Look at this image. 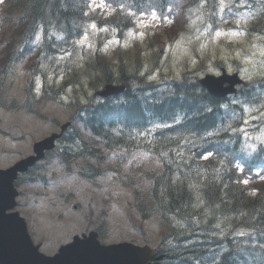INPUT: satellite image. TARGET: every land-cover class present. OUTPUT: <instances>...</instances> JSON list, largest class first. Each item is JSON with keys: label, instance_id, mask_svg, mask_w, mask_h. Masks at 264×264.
<instances>
[{"label": "rangeland", "instance_id": "obj_1", "mask_svg": "<svg viewBox=\"0 0 264 264\" xmlns=\"http://www.w3.org/2000/svg\"><path fill=\"white\" fill-rule=\"evenodd\" d=\"M233 2L235 0H216V7L213 8V4L209 0H199L198 5L191 10L188 30L174 42L170 41L161 27L158 32L164 36L167 43V56L164 58L163 66L159 70H154L149 80L154 83L160 82L166 74L178 77L182 74L186 63L189 64V67L196 68V72L201 74L206 70L215 69L221 60L229 68L239 69L247 79H252L251 82L264 77V33L251 34L248 30V26L251 24V9L243 10L233 19L237 24L236 28L228 27V22L231 19L229 15L224 16L223 9L229 8ZM236 3L241 7L249 5L247 0H239ZM100 4L101 0H95L92 7L96 8ZM166 23H161V25ZM138 24L139 31L129 32L123 47L128 49L138 43V47L141 49L135 52H139L144 59L142 72L146 73L152 68L148 59L147 47L149 40L155 37V30L158 29L156 26L160 24V20L155 16H142L139 18ZM98 33L99 30L91 25L83 42L91 46ZM117 44L118 40L115 35L111 34L105 47L109 52ZM202 60L207 65L206 68L202 67ZM16 70L15 76L8 80V94L9 98L16 101L15 103H21L25 98L27 73L25 65L17 67ZM68 94H73L72 87L68 89ZM66 102L70 101L66 100ZM40 109L42 115L49 119H33L22 111L5 112L0 109V128L4 130L8 128L13 133L11 139L0 135L1 168L9 167L28 155L32 152V145L35 141L54 131L55 125L49 120L55 119L62 124L67 122L71 116V109L58 104L53 105L47 101L40 103ZM260 114L261 108H245L244 129L246 136L254 143V146L260 141H264V128L252 132L258 127L257 122L260 120ZM78 128L82 130L79 126ZM123 154L121 151L114 155L110 154V158L104 163V166L113 168V171L106 177L98 179L96 185L99 186L97 187L94 183H88L77 175V172L83 167L80 164L75 165L72 176L64 180L63 167H58L60 160L57 157L54 162L52 160V165L49 166L50 175L54 180L52 186H42L38 183L28 184L24 181L19 183L18 188L22 192L21 210L30 219L34 218V225L37 229L36 241L42 246L44 244L48 246L43 248L46 253H51L59 244L70 241L72 235L84 232L90 227V220L95 221L96 217L102 216V212H105L103 209H107L109 212L108 218L111 225L108 239H103L106 243L124 238L143 239L150 243L159 242L161 233L166 232V229L161 227L157 217L145 223L142 222L135 207L133 191L124 184V180L130 177L132 182L144 181L145 178H140L139 175L155 166L159 168L160 164L145 154L128 158L122 157ZM33 200L38 201V206L34 204ZM72 205H78L77 211ZM65 211L68 214L67 212L65 214ZM87 214L91 219L89 218V221L85 222ZM130 219H133L136 224H143L142 231H136ZM106 226L108 228L109 224L106 223ZM228 230L232 236H240L244 239L243 242L250 244L249 235L237 232L226 219H222L213 226V231L221 235L228 234ZM238 241L242 240L236 242ZM196 242L198 243V238ZM244 254L246 260L243 264H264L259 252L245 250Z\"/></svg>", "mask_w": 264, "mask_h": 264}, {"label": "trees", "instance_id": "obj_2", "mask_svg": "<svg viewBox=\"0 0 264 264\" xmlns=\"http://www.w3.org/2000/svg\"><path fill=\"white\" fill-rule=\"evenodd\" d=\"M86 2L88 0H33L32 4H25V8H30V15L21 24L29 33H34L39 26L44 25L47 29L54 26L67 28L73 34L85 16ZM71 28L75 29L72 31ZM139 94L129 92L122 99L98 104L89 124L97 134L108 139L110 133L101 132L98 128L145 129L165 124L166 120H176L175 127L178 130L192 131L194 136L204 138L229 127L219 100L201 87L180 88L178 95L187 102L167 100L159 104ZM227 136L229 130L228 135L215 136L213 146L220 150L206 162L204 182L199 183V187L204 189L202 210H197L199 204L195 200V192L185 178L176 179L166 170L168 175L159 178L156 183L152 200L164 219L168 218L167 212H171L174 218L190 225L189 230L181 235L182 248L173 255L174 264H241V259L236 255L239 243L235 239L228 235L216 242L217 239L208 237L210 232L207 225L220 216H228L237 226L250 229L264 240V182L249 175L246 177L235 167V161L238 160L251 169L257 165L259 154L251 155L236 144L235 138ZM223 153L229 158H224ZM246 172L249 174L248 170ZM202 212H208V216L202 218ZM194 238H198L197 245L193 246L195 249H191L192 252L184 251L188 248L187 242ZM199 248L211 250L208 254H200L195 252Z\"/></svg>", "mask_w": 264, "mask_h": 264}, {"label": "water", "instance_id": "obj_3", "mask_svg": "<svg viewBox=\"0 0 264 264\" xmlns=\"http://www.w3.org/2000/svg\"><path fill=\"white\" fill-rule=\"evenodd\" d=\"M19 168H22L19 166ZM14 172L7 175L12 179ZM0 179V192L3 189ZM10 191L12 187H8ZM10 200V206L12 205ZM9 240L0 242V264H146L148 256L138 253L131 247L124 246L113 249H105L98 245L96 240L77 241L69 248L63 250L55 259H45L38 255L28 245V238L22 224L17 229L9 226ZM18 236L20 239H18Z\"/></svg>", "mask_w": 264, "mask_h": 264}, {"label": "bare ground", "instance_id": "obj_4", "mask_svg": "<svg viewBox=\"0 0 264 264\" xmlns=\"http://www.w3.org/2000/svg\"><path fill=\"white\" fill-rule=\"evenodd\" d=\"M193 233H197L196 235H198L199 233L198 232H193ZM194 240V241H193ZM193 240L187 242V247L191 248L192 246L194 245H197V242H196V239L194 238ZM192 249H195V247H193Z\"/></svg>", "mask_w": 264, "mask_h": 264}]
</instances>
